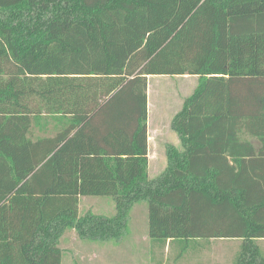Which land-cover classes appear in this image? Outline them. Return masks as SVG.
I'll use <instances>...</instances> for the list:
<instances>
[{"label":"trees","instance_id":"16d2710c","mask_svg":"<svg viewBox=\"0 0 264 264\" xmlns=\"http://www.w3.org/2000/svg\"><path fill=\"white\" fill-rule=\"evenodd\" d=\"M148 76L197 77L154 180ZM140 202L151 246L264 264V0H0V264H61L66 230L118 243Z\"/></svg>","mask_w":264,"mask_h":264},{"label":"rangeland","instance_id":"374dc122","mask_svg":"<svg viewBox=\"0 0 264 264\" xmlns=\"http://www.w3.org/2000/svg\"><path fill=\"white\" fill-rule=\"evenodd\" d=\"M147 86V135L154 156L147 170L149 179L154 180L167 166V147L180 148L178 135L172 130V120L193 93L197 77L152 76ZM34 132L36 136L44 135L37 130ZM251 141L258 144L253 139ZM87 199L78 203L80 217L87 214L114 215L112 199ZM241 243L233 239L202 240L196 242L197 250L188 249L182 257H177L179 250L172 243L151 246L147 236V205L140 202L130 208L126 233L118 243L90 242L81 239L74 230H66L60 241L61 264H233ZM257 245L264 252V240H258Z\"/></svg>","mask_w":264,"mask_h":264},{"label":"crops","instance_id":"0c3cea01","mask_svg":"<svg viewBox=\"0 0 264 264\" xmlns=\"http://www.w3.org/2000/svg\"><path fill=\"white\" fill-rule=\"evenodd\" d=\"M150 77H152V76H148L147 77V82H148V79L150 78ZM182 77H185V76H182ZM147 90H148V86H147ZM148 92V91H147ZM254 141H256V140H254ZM257 142V141H256ZM258 143V142H257ZM255 147H258V144L257 145H254ZM172 147H174V148H176V149H180V148H177V147H175V146H172ZM147 157H148V167L150 168V163H151V160L154 158V156H153V154L151 155V152H150V147H149V145H148V155H147ZM166 157V161H167V156H165ZM167 163V162H166ZM167 167V166H166ZM88 197H93V196H84V197H79V203L82 201V200H84V199H87ZM98 197H103V198H106V199H112V198H110V197H104V196H98ZM105 199V200H106ZM88 200V199H87ZM115 206V205H114ZM99 216V215H98ZM60 241H61V238H60V240H59V248H60ZM61 249V248H60Z\"/></svg>","mask_w":264,"mask_h":264}]
</instances>
